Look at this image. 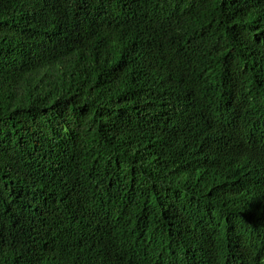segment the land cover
Masks as SVG:
<instances>
[{"label": "trees", "instance_id": "obj_1", "mask_svg": "<svg viewBox=\"0 0 264 264\" xmlns=\"http://www.w3.org/2000/svg\"><path fill=\"white\" fill-rule=\"evenodd\" d=\"M0 264H264V0H0Z\"/></svg>", "mask_w": 264, "mask_h": 264}]
</instances>
